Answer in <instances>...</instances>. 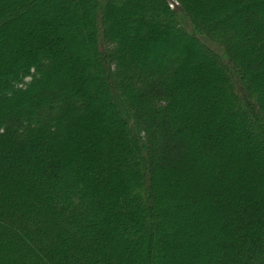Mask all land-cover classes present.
Returning a JSON list of instances; mask_svg holds the SVG:
<instances>
[{
  "label": "trees",
  "instance_id": "16d2710c",
  "mask_svg": "<svg viewBox=\"0 0 264 264\" xmlns=\"http://www.w3.org/2000/svg\"><path fill=\"white\" fill-rule=\"evenodd\" d=\"M0 264H264V0H0Z\"/></svg>",
  "mask_w": 264,
  "mask_h": 264
}]
</instances>
